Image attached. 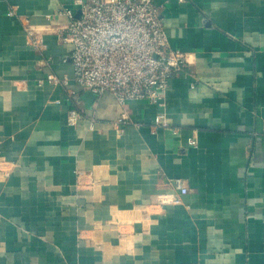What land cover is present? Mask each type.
I'll return each instance as SVG.
<instances>
[{
	"label": "crops",
	"instance_id": "crops-1",
	"mask_svg": "<svg viewBox=\"0 0 264 264\" xmlns=\"http://www.w3.org/2000/svg\"><path fill=\"white\" fill-rule=\"evenodd\" d=\"M155 2L188 62L121 106L62 61L73 0H0V264H264V0Z\"/></svg>",
	"mask_w": 264,
	"mask_h": 264
},
{
	"label": "built area",
	"instance_id": "built-area-1",
	"mask_svg": "<svg viewBox=\"0 0 264 264\" xmlns=\"http://www.w3.org/2000/svg\"><path fill=\"white\" fill-rule=\"evenodd\" d=\"M73 5L76 9L60 5L57 14L68 19L61 37L73 49L62 61L73 65L76 85L97 97L112 93L121 106L132 100L163 105L170 79L182 71L188 59L184 52L170 46L161 7L155 0H73ZM46 81L64 86L68 78L51 72ZM67 92L71 99L77 95L71 89ZM83 117V111L74 104L67 123L76 126ZM127 119L122 111L115 122L120 131ZM154 125L167 127L165 115L157 114ZM189 144L196 145L197 140L191 138ZM176 189L178 194L171 197L174 204L189 191L181 180H177Z\"/></svg>",
	"mask_w": 264,
	"mask_h": 264
},
{
	"label": "water",
	"instance_id": "water-1",
	"mask_svg": "<svg viewBox=\"0 0 264 264\" xmlns=\"http://www.w3.org/2000/svg\"><path fill=\"white\" fill-rule=\"evenodd\" d=\"M78 15H79V12H78ZM96 94L92 93V92H85L83 98L89 103L91 104L95 98H96Z\"/></svg>",
	"mask_w": 264,
	"mask_h": 264
}]
</instances>
